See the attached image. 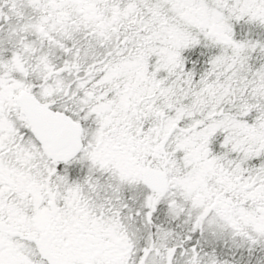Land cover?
<instances>
[{"label":"snow or ice","instance_id":"snow-or-ice-1","mask_svg":"<svg viewBox=\"0 0 264 264\" xmlns=\"http://www.w3.org/2000/svg\"><path fill=\"white\" fill-rule=\"evenodd\" d=\"M0 264H264V0H0Z\"/></svg>","mask_w":264,"mask_h":264}]
</instances>
